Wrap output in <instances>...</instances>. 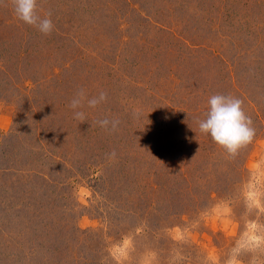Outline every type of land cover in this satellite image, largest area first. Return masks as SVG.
<instances>
[{
    "label": "rangeland",
    "instance_id": "rangeland-1",
    "mask_svg": "<svg viewBox=\"0 0 264 264\" xmlns=\"http://www.w3.org/2000/svg\"><path fill=\"white\" fill-rule=\"evenodd\" d=\"M39 4L49 35L0 4V264H222L264 161V0ZM79 88L108 94L81 123ZM215 94L256 129L235 158L198 129Z\"/></svg>",
    "mask_w": 264,
    "mask_h": 264
},
{
    "label": "clouds",
    "instance_id": "clouds-1",
    "mask_svg": "<svg viewBox=\"0 0 264 264\" xmlns=\"http://www.w3.org/2000/svg\"><path fill=\"white\" fill-rule=\"evenodd\" d=\"M4 0H0L3 4ZM13 11L18 20L35 27L43 35H49L55 25L51 20V13L44 16L39 13V0H11ZM108 99L106 91H99L95 96L89 97L85 89L79 88L70 100L69 107L73 110L74 118L81 122L86 121L85 106L97 108ZM208 109L203 119H198L199 132L209 135L218 144L229 158H235L242 149L253 143L256 129L253 121L243 108V100L225 94L212 95L208 100ZM96 123L110 132L118 130L120 120L107 117L99 119ZM115 157L116 153H110ZM242 200L246 219L244 231L240 233L233 246L227 250L222 264H264V161L250 170L249 180L242 188ZM209 214L231 216L230 204L215 206ZM217 264H220L219 260Z\"/></svg>",
    "mask_w": 264,
    "mask_h": 264
},
{
    "label": "trees",
    "instance_id": "trees-1",
    "mask_svg": "<svg viewBox=\"0 0 264 264\" xmlns=\"http://www.w3.org/2000/svg\"><path fill=\"white\" fill-rule=\"evenodd\" d=\"M4 170V169H3Z\"/></svg>",
    "mask_w": 264,
    "mask_h": 264
}]
</instances>
